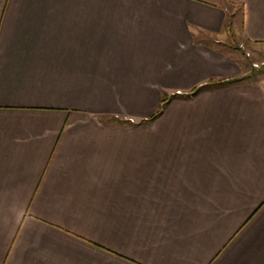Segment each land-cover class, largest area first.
Listing matches in <instances>:
<instances>
[{
    "label": "crops",
    "instance_id": "crops-1",
    "mask_svg": "<svg viewBox=\"0 0 264 264\" xmlns=\"http://www.w3.org/2000/svg\"><path fill=\"white\" fill-rule=\"evenodd\" d=\"M235 37L264 52V0H0V264H264Z\"/></svg>",
    "mask_w": 264,
    "mask_h": 264
},
{
    "label": "rangeland",
    "instance_id": "rangeland-1",
    "mask_svg": "<svg viewBox=\"0 0 264 264\" xmlns=\"http://www.w3.org/2000/svg\"><path fill=\"white\" fill-rule=\"evenodd\" d=\"M229 42L230 45L225 44L222 46V49L231 55L234 53L241 60V65L248 72V76H260L264 75V52H257L252 49H249L248 46L241 44L239 41ZM255 64H258L260 67H255ZM211 87H216L215 85ZM133 125L132 122L128 120V126Z\"/></svg>",
    "mask_w": 264,
    "mask_h": 264
},
{
    "label": "trees",
    "instance_id": "trees-1",
    "mask_svg": "<svg viewBox=\"0 0 264 264\" xmlns=\"http://www.w3.org/2000/svg\"><path fill=\"white\" fill-rule=\"evenodd\" d=\"M225 84H227V83H225V82H210L207 85H205V86H203V87H201L199 89L194 90L192 93L196 94V93H199L201 91H206L209 87H211L213 85L221 87V86H224ZM169 101H170V98L165 96V98L162 101V106H160V108H159L158 112L156 113V115H154L153 117H151L150 119H148V121H145L144 123H151L152 121H154L157 118V116L160 115L163 112L165 107L168 105Z\"/></svg>",
    "mask_w": 264,
    "mask_h": 264
},
{
    "label": "built area",
    "instance_id": "built-area-1",
    "mask_svg": "<svg viewBox=\"0 0 264 264\" xmlns=\"http://www.w3.org/2000/svg\"><path fill=\"white\" fill-rule=\"evenodd\" d=\"M255 67H258L259 68L260 66L258 64H255Z\"/></svg>",
    "mask_w": 264,
    "mask_h": 264
}]
</instances>
